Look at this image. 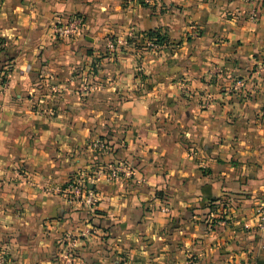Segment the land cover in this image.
Wrapping results in <instances>:
<instances>
[{"label": "clouds", "instance_id": "1", "mask_svg": "<svg viewBox=\"0 0 264 264\" xmlns=\"http://www.w3.org/2000/svg\"><path fill=\"white\" fill-rule=\"evenodd\" d=\"M145 3L0 0V264L264 262V0Z\"/></svg>", "mask_w": 264, "mask_h": 264}, {"label": "crops", "instance_id": "2", "mask_svg": "<svg viewBox=\"0 0 264 264\" xmlns=\"http://www.w3.org/2000/svg\"><path fill=\"white\" fill-rule=\"evenodd\" d=\"M127 3H128V0H124V7L126 8L127 7ZM139 3L141 4L142 7H144L145 9L149 8L150 5H148L147 3H145V0H139ZM153 11H155V9L153 8L152 9ZM85 23H87V20H85ZM198 31V35L199 36H204L205 33L208 31V29L204 26H201L197 29ZM223 30H221V34H222ZM147 32L143 33V34H140L138 33L137 36L140 38V40H146V37L144 34H146ZM160 36H163L167 39V37L163 34V32L160 33ZM110 39L112 40L113 44L116 43V37L115 36H112L110 37ZM133 39V38H132ZM189 43L193 42V36L191 34L188 35L187 37ZM59 41V40H57ZM132 43V41H131ZM222 43H228V40L225 38L223 39ZM240 43L238 42L236 47H240ZM81 52H86L87 55L89 57L93 56L94 55V52L93 50H89V49H81ZM107 55L110 57L113 55V53L111 51H109L107 53ZM103 56V54H102ZM100 63V60H95L94 63H93V70L94 71H97L96 69V65H98ZM226 64H230L232 65L233 67H239V61L238 60H232V59H229V60H226L225 61ZM257 69L256 68H251L249 69L250 72H252L253 74L255 73ZM97 74H98V71H97ZM224 74H226V69L224 70ZM236 78L234 77V80ZM244 80V77L241 76L239 78V81H243ZM202 82H207V81H202ZM218 82V77H213L212 81H211V86L212 87H215L216 84ZM220 94L221 95H237L236 91H235V86H233V89H232V92L231 93H228L227 89L225 88H221L220 90ZM248 96H251V93H247ZM201 95H203V93H201ZM240 97H241V102H243V98H244V91L242 90L241 93L239 94ZM257 95H259V93H257ZM170 104H171V101H170ZM261 111H264V109H261ZM259 118V117H258ZM39 127V126H38ZM100 141L103 143L105 142V138L103 137H100ZM221 166V168H224L226 167L223 163V161H219L218 162ZM233 166L235 167H239L237 164H236V161L234 160L233 161ZM204 174L205 175H212L213 174V170L211 168L207 169V170H204ZM94 189V187H92ZM95 191V189H94ZM204 193L208 196V202L207 203H203L201 204V208H205V207H208L210 208V212L211 214L213 215H210L209 216V219L212 221L211 223V228L212 230H216V228L221 224V223H228L229 225H231V219H230V216H231V212H230V207H229V203L227 201V199H225L223 202H220V201H217L215 198L212 197L211 195V187L210 186H206L204 189H203ZM160 198H163V193H158L157 194ZM254 207V206H253ZM189 211H191V209H189ZM96 216H99V217H106L107 216V213L105 212H102V211H97V213H95ZM56 217V216H55ZM52 218L51 220L47 221L46 223H60V224H63L65 221H64V218H61V219H55ZM184 217L183 215H181L180 217H177L173 220L172 222V225H170V227H175L177 226V223L178 221L180 220H183ZM204 221L201 219V218H198V217H193V220L191 221V223H203ZM89 223L92 224V227L93 229H96L98 228V226L93 223L92 221H89ZM47 230V229H46ZM195 231L194 228H189L187 225L185 226V231ZM94 234V233H93ZM64 235L66 236L67 233L65 232ZM110 238H114L111 236V233L109 232H106L105 233V236H104V240L105 242H107L108 239ZM81 239H84L83 237H81ZM259 239V237H258ZM183 247L182 244H179L178 241H172L170 244H169V248L172 249V248H175V247ZM134 247V246H133ZM220 254L221 256H226V255H230L228 253L225 252V249L223 246H221L220 248ZM115 257H117L118 259L122 260L125 262V264H127V261H128V255H127V251L125 250L124 252H115ZM249 263L252 264V258H251V254L249 255ZM87 264V262H86ZM92 264H99V261L98 260H92ZM110 264H112L111 260H110ZM133 264H143V261L140 260L139 258H137ZM175 264V262H174ZM185 264H200V258L199 256H196V255H193L190 259L186 260L185 261ZM234 264V262H233ZM240 264H244L243 261H240ZM258 264H264V262H258Z\"/></svg>", "mask_w": 264, "mask_h": 264}, {"label": "rangeland", "instance_id": "3", "mask_svg": "<svg viewBox=\"0 0 264 264\" xmlns=\"http://www.w3.org/2000/svg\"><path fill=\"white\" fill-rule=\"evenodd\" d=\"M148 33V32H147ZM147 33L146 34H144L145 35V37H146V40H141V42H143V43H147L149 40H152V41H156L155 39H153V37H150L149 35H147ZM138 34V33H137ZM133 37H128V41H129V43H131V41H133V39H132ZM57 40H59V38H58V36H57ZM102 143V142H101ZM104 143V142H103ZM78 179V176H72L71 178H70V180H69V182L68 183H66V184H63L62 185V187H61V191L63 192V191H66L67 189H69V188H72L75 184H76V180ZM70 199H72V197H69ZM97 213V212H96ZM55 216H53L52 218H54ZM51 218V219H52ZM61 219V218H63L62 216H56L55 217V219ZM50 219V220H51ZM66 246V245H65Z\"/></svg>", "mask_w": 264, "mask_h": 264}, {"label": "built area", "instance_id": "4", "mask_svg": "<svg viewBox=\"0 0 264 264\" xmlns=\"http://www.w3.org/2000/svg\"><path fill=\"white\" fill-rule=\"evenodd\" d=\"M76 20H80V21H81V26L83 25V23H85V19L82 18V17H79V16H73V17L70 18V22H74V21H76ZM58 26H61V25H58ZM197 34H198V31H197ZM58 38H59V36H58ZM59 39H60V38H59ZM74 187H77V184H75L72 188H74ZM88 190H90V191H94V189L92 188V186H89ZM73 198H74V197H72V199H73ZM249 264H251V263H249Z\"/></svg>", "mask_w": 264, "mask_h": 264}, {"label": "trees", "instance_id": "5", "mask_svg": "<svg viewBox=\"0 0 264 264\" xmlns=\"http://www.w3.org/2000/svg\"><path fill=\"white\" fill-rule=\"evenodd\" d=\"M147 35H149L150 37H153V39H155V40H157V39L159 38V40H160L161 42H163V41L166 40V38L163 37V36H160V35H159V37H157V34H156V33L148 32ZM102 138H103V137H102ZM104 143H105V142H104Z\"/></svg>", "mask_w": 264, "mask_h": 264}]
</instances>
